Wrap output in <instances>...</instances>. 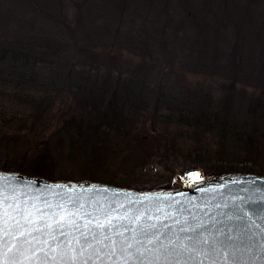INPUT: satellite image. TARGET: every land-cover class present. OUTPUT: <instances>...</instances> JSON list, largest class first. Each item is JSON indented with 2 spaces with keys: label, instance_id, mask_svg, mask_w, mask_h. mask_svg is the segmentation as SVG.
I'll return each instance as SVG.
<instances>
[{
  "label": "trees",
  "instance_id": "trees-1",
  "mask_svg": "<svg viewBox=\"0 0 264 264\" xmlns=\"http://www.w3.org/2000/svg\"><path fill=\"white\" fill-rule=\"evenodd\" d=\"M124 1L121 12L130 0ZM232 1L223 0L222 6ZM202 12L195 9L190 16L194 23ZM164 14L161 22L155 20L158 29H151L154 38L143 42L170 54L173 42L166 36L172 25L169 12ZM172 28L175 33L177 25ZM141 37L137 33L136 38ZM223 42L227 49L221 56L229 62H221L217 69L228 70L235 59L236 69L229 71L233 79L264 85L263 58L248 57L250 47L243 40L238 52L232 38L212 42L218 57V44ZM96 44L90 39L85 48ZM12 48H0V153L15 155L19 163L3 161L0 169L58 180L54 166L68 160L84 168L83 180L127 187L105 174L125 167L118 160L133 153L137 161L129 167L142 168L160 157L164 166L169 160H185V169L205 168L209 176L231 172L264 176L263 91L250 93L238 89L239 82L223 81L210 87L184 85L173 94L159 91L152 98L153 91L133 72L43 67L31 51ZM150 141L152 146L143 145Z\"/></svg>",
  "mask_w": 264,
  "mask_h": 264
},
{
  "label": "rangeland",
  "instance_id": "rangeland-1",
  "mask_svg": "<svg viewBox=\"0 0 264 264\" xmlns=\"http://www.w3.org/2000/svg\"><path fill=\"white\" fill-rule=\"evenodd\" d=\"M124 2L0 0V48L9 46L17 51H31L43 67L63 65L76 70L115 67L128 74L133 72L153 91L152 98L159 91L173 94L184 85L210 87L223 81L226 85L239 82L236 83L238 89H247L250 93L264 92V85L255 80L249 84L231 77L229 71H235V59L228 70L225 67L218 70L217 65L229 60L222 59L224 47L221 44H218L220 57L215 54L216 48L212 44L215 39L232 38L239 52L243 40L250 47L246 55L250 58L257 55L263 58L260 64H264V0H233L227 8L222 6L223 0H130L128 7L121 12ZM195 9L203 12L194 23L190 16L194 15ZM165 11L170 14L167 17L171 19L172 27L177 25L176 32L171 27L166 36L173 42L174 52L170 54L157 44L152 46L143 42L144 38L145 42L154 38L151 29H158L155 20L161 22ZM216 32L221 33L216 35ZM137 33L142 37L136 38ZM90 39L100 44L85 48ZM27 138L33 140L30 135ZM151 143L144 142L143 145L152 146ZM136 156L133 153H125V157L121 155L122 160L118 161L125 167L112 168L105 176L139 192L175 190L214 176H209L205 168L185 169L188 165L185 160H169L164 166L160 157L150 160L142 168L127 166L135 164ZM3 161L19 163L15 155L2 156L0 153V162ZM54 167L53 175L58 180L52 179L53 182L86 181L81 178L84 168L80 169L79 165L68 160L57 161ZM196 172L200 175L189 176V173Z\"/></svg>",
  "mask_w": 264,
  "mask_h": 264
},
{
  "label": "snow or ice",
  "instance_id": "snow-or-ice-1",
  "mask_svg": "<svg viewBox=\"0 0 264 264\" xmlns=\"http://www.w3.org/2000/svg\"><path fill=\"white\" fill-rule=\"evenodd\" d=\"M4 180L0 264H249L246 254L264 250V198L246 189L205 197L202 208L171 194L165 204L159 194L121 199L105 188L101 202L82 185L30 193Z\"/></svg>",
  "mask_w": 264,
  "mask_h": 264
},
{
  "label": "water",
  "instance_id": "water-1",
  "mask_svg": "<svg viewBox=\"0 0 264 264\" xmlns=\"http://www.w3.org/2000/svg\"><path fill=\"white\" fill-rule=\"evenodd\" d=\"M0 177H4V183L9 184L11 187H17L27 192H39L40 190H47L49 185H76L78 186L76 191L80 192L79 186H83L88 191L83 192L85 197L95 196V198L101 202L104 200V189H109L106 193L108 197L113 195L119 190L123 199L124 193L132 194V199H136L137 196L143 193H155L159 194L165 204L171 194V199L175 202L188 203L191 201V205H200L202 208L204 205L201 203L205 197L211 198L213 196H219L225 192H236L240 189H246L248 194L254 198H264V176L251 174V173H229L225 175L213 176L200 180L194 185L183 186L175 190H159V191H146L139 192L129 188H120L117 186L93 182V181H61L53 182L42 177H33L20 172H7L0 170ZM8 178H11L9 180ZM90 186H95L90 188ZM203 190V191H202ZM127 203V200H124ZM147 203V200L145 201ZM190 205V206H191ZM179 206V205H177ZM211 210V209H210ZM259 239V237H257ZM6 255V254H5ZM261 256L260 260L256 257ZM245 259L249 261V264H264V250L259 247H255L250 254H246Z\"/></svg>",
  "mask_w": 264,
  "mask_h": 264
},
{
  "label": "bare ground",
  "instance_id": "bare-ground-1",
  "mask_svg": "<svg viewBox=\"0 0 264 264\" xmlns=\"http://www.w3.org/2000/svg\"><path fill=\"white\" fill-rule=\"evenodd\" d=\"M224 47V51L227 49V44H224V42L221 44Z\"/></svg>",
  "mask_w": 264,
  "mask_h": 264
}]
</instances>
